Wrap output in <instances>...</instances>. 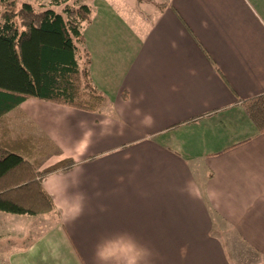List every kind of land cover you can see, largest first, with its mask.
Listing matches in <instances>:
<instances>
[{
  "label": "crops",
  "instance_id": "1",
  "mask_svg": "<svg viewBox=\"0 0 264 264\" xmlns=\"http://www.w3.org/2000/svg\"><path fill=\"white\" fill-rule=\"evenodd\" d=\"M80 1L105 108L10 113L47 148L38 171L75 165L42 179L57 223L7 264H98L104 243L147 249L146 264H235L228 244L264 261V134L240 104L264 94V0Z\"/></svg>",
  "mask_w": 264,
  "mask_h": 264
},
{
  "label": "trees",
  "instance_id": "2",
  "mask_svg": "<svg viewBox=\"0 0 264 264\" xmlns=\"http://www.w3.org/2000/svg\"><path fill=\"white\" fill-rule=\"evenodd\" d=\"M57 4V0H52ZM61 13L20 8L10 2L0 14V212L16 216H47L54 204L42 179L71 169L66 159L37 170L47 148L22 129L11 126L10 113L27 99H37L86 112H101L106 99L92 84L82 30L91 21L87 5ZM258 134H264V94L240 101Z\"/></svg>",
  "mask_w": 264,
  "mask_h": 264
},
{
  "label": "rangeland",
  "instance_id": "3",
  "mask_svg": "<svg viewBox=\"0 0 264 264\" xmlns=\"http://www.w3.org/2000/svg\"><path fill=\"white\" fill-rule=\"evenodd\" d=\"M62 0H57V4H54L52 0H0V14L8 8V3H12L15 8H20L23 4H30L36 11L42 10H52L56 13H61L64 5L61 3ZM132 1V0H130ZM81 1L79 0H69L67 5L69 7H78ZM135 2V8L138 7ZM44 164V163H43ZM30 221L27 218H32ZM15 220L13 221V219ZM18 218V219H17ZM25 218V220L21 219ZM56 218L47 215L46 216H15L8 213L0 212V264H7L6 260L8 254L12 251L18 249L21 245L27 243V241L33 240L38 237V235L47 232L54 224H56ZM229 237V236H225ZM230 243L231 240H228ZM228 244V255L231 256V251L235 254H239V259L235 258V264H264L262 259L256 256V258H251V261L247 259L246 255L249 254L245 249L239 250L234 247H229ZM229 249L231 251H229ZM246 252V254H245ZM241 253L245 254L241 257ZM242 258V259H241ZM245 259V260H243ZM253 259V260H252ZM249 261V262H248Z\"/></svg>",
  "mask_w": 264,
  "mask_h": 264
},
{
  "label": "clouds",
  "instance_id": "4",
  "mask_svg": "<svg viewBox=\"0 0 264 264\" xmlns=\"http://www.w3.org/2000/svg\"><path fill=\"white\" fill-rule=\"evenodd\" d=\"M147 255V249L140 248L134 243L118 246L109 243L98 244L95 250L98 264H146Z\"/></svg>",
  "mask_w": 264,
  "mask_h": 264
}]
</instances>
